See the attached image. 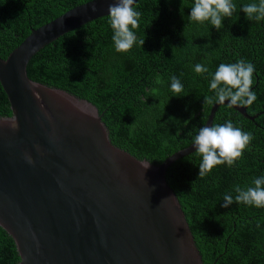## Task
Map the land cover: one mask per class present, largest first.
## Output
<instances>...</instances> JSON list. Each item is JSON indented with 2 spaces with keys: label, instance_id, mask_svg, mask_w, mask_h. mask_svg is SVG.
Listing matches in <instances>:
<instances>
[{
  "label": "trees",
  "instance_id": "1",
  "mask_svg": "<svg viewBox=\"0 0 264 264\" xmlns=\"http://www.w3.org/2000/svg\"><path fill=\"white\" fill-rule=\"evenodd\" d=\"M92 0H0V58L19 46L30 33ZM236 11L223 28L191 22L194 0H135L141 13L135 29L143 46L127 53L115 51L108 14L66 31L33 53L29 79L65 90L92 103L111 143L136 157L160 164L174 152L193 144L207 125L215 102L210 80L221 63L240 59L255 65L252 90L257 99L245 107L250 119L216 104L210 122L251 132L254 139L233 167L218 165L197 178L202 157L195 149L166 168L192 232L203 264H264V208L234 202L222 207L226 193L252 186L264 175V21H249L242 6L259 0H232ZM209 69L203 75L195 65ZM183 84L181 96L171 91V77ZM8 96L0 83V117L11 116ZM13 238L0 226V264H18Z\"/></svg>",
  "mask_w": 264,
  "mask_h": 264
},
{
  "label": "water",
  "instance_id": "2",
  "mask_svg": "<svg viewBox=\"0 0 264 264\" xmlns=\"http://www.w3.org/2000/svg\"><path fill=\"white\" fill-rule=\"evenodd\" d=\"M112 2L95 0L96 11L92 1L77 6L0 58L12 111L0 117V226L16 244L18 264H203L165 179L169 164L195 146L158 165L139 160L111 143L92 103L27 76L33 53L108 14Z\"/></svg>",
  "mask_w": 264,
  "mask_h": 264
},
{
  "label": "clouds",
  "instance_id": "3",
  "mask_svg": "<svg viewBox=\"0 0 264 264\" xmlns=\"http://www.w3.org/2000/svg\"><path fill=\"white\" fill-rule=\"evenodd\" d=\"M134 3L135 0H113L108 6V23L113 32L114 48L118 53H127L137 44L142 47L145 42L144 39L138 40L134 31L139 27L141 17V13L133 7ZM92 5V11H96L95 0H92ZM235 11L236 5L232 0H194L188 17L191 22L200 24L210 22L212 27L220 30L223 28L225 18H231ZM241 11L249 21H264V0H259V3L245 4ZM194 70L200 75L209 72V69L200 63L195 65ZM255 71V65L244 59L235 63H221L212 74L209 85L215 95L206 97L205 103L224 104L228 101L229 107L251 106L257 99L256 93L252 90ZM170 88L177 97L184 91L183 84L175 75L171 77ZM249 116L254 118L255 115L249 114ZM10 127L15 129L17 123L11 122ZM253 139L251 132L242 131L230 120L224 124L214 123L211 126L199 128L193 140L195 152L202 157L197 178L208 175L218 165L227 164L228 167H233L242 158ZM27 159L31 163V159ZM142 166L147 169L150 164ZM234 192L236 193L234 197L230 193L224 195L222 207L228 208L236 202L264 208V175L254 178L252 186L247 188L236 185Z\"/></svg>",
  "mask_w": 264,
  "mask_h": 264
},
{
  "label": "rangeland",
  "instance_id": "4",
  "mask_svg": "<svg viewBox=\"0 0 264 264\" xmlns=\"http://www.w3.org/2000/svg\"><path fill=\"white\" fill-rule=\"evenodd\" d=\"M41 84V83H40ZM44 85V84H43ZM45 86H47V85H45ZM49 87V86H48ZM51 88H53V87H51ZM54 89H57V88H54ZM62 90V89H61ZM87 101V100H86ZM89 102V101H88Z\"/></svg>",
  "mask_w": 264,
  "mask_h": 264
}]
</instances>
